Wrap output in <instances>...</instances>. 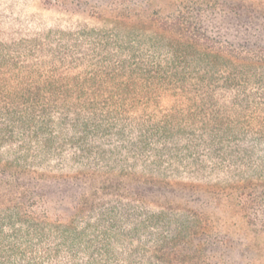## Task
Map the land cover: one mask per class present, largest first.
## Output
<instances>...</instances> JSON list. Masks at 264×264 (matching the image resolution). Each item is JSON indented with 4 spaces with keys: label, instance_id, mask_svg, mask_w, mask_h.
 <instances>
[{
    "label": "trees",
    "instance_id": "16d2710c",
    "mask_svg": "<svg viewBox=\"0 0 264 264\" xmlns=\"http://www.w3.org/2000/svg\"><path fill=\"white\" fill-rule=\"evenodd\" d=\"M179 2L138 19L143 32L120 30L129 14L109 30L24 34L17 44L0 32V264H231L193 245L198 213L148 195L167 178L221 173L252 180L213 191L243 220L264 205V41H221L192 17L215 0ZM255 4L264 8L236 7L258 38ZM82 63L83 73L65 74ZM161 91L198 103L136 111ZM54 191L78 197L66 218L37 210Z\"/></svg>",
    "mask_w": 264,
    "mask_h": 264
},
{
    "label": "rangeland",
    "instance_id": "374dc122",
    "mask_svg": "<svg viewBox=\"0 0 264 264\" xmlns=\"http://www.w3.org/2000/svg\"><path fill=\"white\" fill-rule=\"evenodd\" d=\"M192 1L196 3V0ZM61 2L62 6L57 8L45 6L43 0H0V32L7 44L20 43L24 37L22 35L31 33L33 34L29 36L33 40L35 35H47L50 31L68 34L79 32L84 28L109 30L116 25L114 23L116 16L126 14H129L131 19L128 23L120 24V30L125 32L132 27L143 32V29L146 31L147 29L139 20L156 17L157 13L163 15L173 12L183 6L179 0H62ZM236 2L242 3V0H215L213 10L208 9L206 4H200L201 10H194L192 17L197 24L200 23L201 26L208 28L209 33L221 41L236 46L244 41L255 44L263 42L264 33L254 38L244 32L242 17L239 15L241 12L237 9ZM255 8L256 26L261 30L264 27V8L259 9L258 6ZM66 42L67 45L73 44V40L69 38H66ZM30 45L33 44L27 43V48ZM16 50H18L16 52H24L22 45ZM16 52L12 51L14 54H17ZM82 58V55L78 56L79 60ZM76 66L78 70L70 69L65 74L83 73L84 63ZM22 76L35 78V75L29 72H25ZM22 76L19 78L21 79ZM192 99L196 102L194 98ZM193 101L181 94L175 97L167 91H161L158 100L139 106L136 111L158 115L176 108L186 113L189 106L190 109H194ZM243 180L244 177L243 179L225 178L221 173L174 176L164 179L170 186L163 184L164 187L157 188V191H153V195L148 196L155 198L153 201L157 200L161 204L169 203L174 209L188 207L198 213L196 229L199 228L200 233L193 245L201 246V256L231 264H264V205L250 210L249 219H245L247 220L245 223L241 213H237L238 208L233 206L232 200L224 197L221 200L215 199L217 195H213L214 190L217 192L219 187L231 183H252L251 179ZM157 181L161 182V180ZM165 182L162 179L161 183ZM257 190L261 189L257 188ZM77 199V195L71 191H54L43 197L36 206H38L37 210H46L50 218L56 214L66 218L77 204ZM213 240L218 244H212Z\"/></svg>",
    "mask_w": 264,
    "mask_h": 264
}]
</instances>
